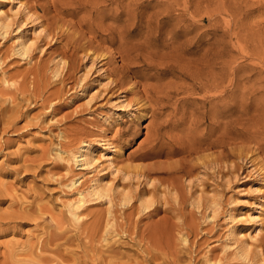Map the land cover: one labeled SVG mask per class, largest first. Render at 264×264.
Returning <instances> with one entry per match:
<instances>
[{"label":"rangeland","instance_id":"1","mask_svg":"<svg viewBox=\"0 0 264 264\" xmlns=\"http://www.w3.org/2000/svg\"><path fill=\"white\" fill-rule=\"evenodd\" d=\"M69 1L0 0V264H32L54 218L79 239L46 264L92 263L107 221L116 264H264V0Z\"/></svg>","mask_w":264,"mask_h":264},{"label":"bare ground","instance_id":"2","mask_svg":"<svg viewBox=\"0 0 264 264\" xmlns=\"http://www.w3.org/2000/svg\"><path fill=\"white\" fill-rule=\"evenodd\" d=\"M94 0H70L68 2V4H66L64 7L60 8V9H98L97 7V4L101 3V2H96L95 4L92 2ZM104 0H102L103 2ZM110 1V0H109ZM0 12H1V8H0ZM140 12V11H139ZM93 14V13H92ZM1 16V15H0ZM2 21V20H1ZM80 22V21H79ZM82 22V21H81ZM84 22V21H83ZM89 22V21H88ZM5 23V22H3ZM1 24L0 23V28L3 29L4 31H6L9 27V23L8 25L7 24ZM81 24V23H80ZM85 25V23H83ZM90 24V23H88ZM90 26V25H89ZM93 28V27H92ZM112 30V29H111ZM110 30V31H111ZM3 31V32H4ZM108 31V30H107ZM118 31V30H117ZM2 32V33H3ZM113 32V31H112ZM109 33V32H108ZM116 33V32H115ZM122 33V32H120ZM120 33L118 34L117 32V36L120 35ZM124 34V33H123ZM108 39H109V35L107 36ZM106 37V38H107ZM112 39H113V36H111ZM120 40H123V38L121 39V36L119 37ZM124 41V40H123ZM123 41H120V42H123ZM26 42V41H25ZM126 42V41H125ZM112 43V42H111ZM124 43V42H123ZM83 44V43H82ZM122 44V43H121ZM20 49H18V52L19 54L21 55H28V53L30 52V46H28L26 43H23L21 42L20 44ZM124 46V45H123ZM128 46V45H127ZM125 47V46H124ZM129 48V47H128ZM126 52V51H125ZM23 56V58H24ZM27 57V56H26ZM63 68V67H62ZM58 70L55 71L54 75H58ZM206 87V86H205ZM218 88H219V85H218ZM219 90V89H218ZM147 93V92H146ZM152 95V94H150ZM155 96V95H154ZM219 96V95H218ZM148 97V95H147ZM146 97V98H147ZM151 97V96H150ZM162 97V96H161ZM152 98V97H151ZM2 99V98H1ZM154 99V98H153ZM152 99V100H153ZM159 99H162V98H158ZM215 99H221V97H215ZM149 100V99H148ZM155 100V99H154ZM223 100V99H221ZM220 100V101H221ZM156 101V100H155ZM164 102V101H163ZM216 102V101H215ZM213 103V102H212ZM218 103V101H217ZM157 104L160 106V108L158 109H163L162 108V103L160 102H156L154 103V101H152V108L154 109V106L156 105L157 107ZM10 105V104H9ZM151 106V104H150ZM151 108V109H152ZM173 109V108H172ZM1 110V109H0ZM168 110V109H167ZM215 111V110H214ZM163 112H167V111H163ZM152 113V112H151ZM169 112H167L168 114ZM226 113V112H225ZM160 114V113H159ZM166 114V113H164ZM163 115V114H161ZM171 115V114H170ZM216 115V114H215ZM164 116V115H163ZM208 116V115H207ZM218 116V115H216ZM220 116V115H219ZM219 120V118H218ZM163 122V121H162ZM162 124V123H161ZM214 125V124H213ZM218 126V125H217ZM220 127V126H219ZM208 128V127H207ZM218 129V127H217ZM211 130V129H210ZM207 131V130H206ZM207 134V133H206ZM211 134V133H209ZM212 135V134H211ZM212 137V136H211ZM216 137V136H215ZM221 138V137H220ZM210 139V138H209ZM209 142H206L209 146L208 149H210L211 146L213 145H217L221 142V140H219V138H217L216 140H208ZM206 146V147H208ZM221 146V145H220ZM214 147V146H213ZM207 149V148H206ZM178 151L176 150H173L171 149L170 151L166 152V155H173L174 153H176ZM64 154V153H63ZM66 154V153H65ZM55 155L57 158H59L60 160H66L67 158H65V156L62 155V152L61 151H56L55 152ZM68 157H70V155H68ZM73 158V161H74V164H75V167L77 168H85L87 166H89L92 162V155H91V152H89L87 149H86V146L84 147H81L80 149H78V151L75 153V154H72L71 156ZM70 157V158H71ZM69 160V159H68ZM67 160V161H68ZM202 164V163H201ZM207 164V162H206ZM178 165V164H177ZM128 168V167H127ZM132 168V167H130ZM170 168V167H168ZM168 170V169H167ZM170 170V169H169ZM172 170V168H171ZM170 170V171H171ZM175 170V169H174ZM178 170V169H177ZM133 171V170H132ZM145 172V171H144ZM174 172V171H173ZM176 172V171H175ZM130 173V172H129ZM131 174H134L136 175H140L142 173H139L138 172H132ZM144 174V173H143ZM126 175V174H125ZM130 175V174H129ZM132 176V175H131ZM141 176V175H140ZM138 176V177H140ZM144 176V175H143ZM78 181V178L76 179H73L70 184L71 187L75 186L76 183ZM98 185H96V187H93L92 190L90 192H78V197H77V203L76 204H79L81 205L85 199V196H96L98 195L99 197H105L106 199L108 198L109 196V189L107 187H105L104 185H101V186H104V187H97ZM76 187V186H75ZM110 188V187H109ZM175 191V190H174ZM136 192V191H135ZM145 192V191H144ZM143 193H140L139 195H135L133 196V194L131 193H122V196H121V199H120V204L124 207L126 205H128L133 199H137L139 200L140 202V205H139V208L141 211H145L146 209L152 207V205L154 204V200L152 199V197H146L145 194ZM177 196V195H176ZM87 198V197H86ZM92 198V197H91ZM94 198V197H93ZM108 201V199H107ZM201 200L200 198H197L195 199V201L193 202V205L196 207V208H199L200 205H201ZM75 204H70L69 205V220L73 221V222H76L79 218V215L77 214L76 210H77V207L74 206ZM154 206V205H153ZM218 206V202L216 200H211V202H209V205L207 206L208 209H213L216 208ZM138 208V210H139ZM155 210V209H154ZM147 211V210H146ZM37 212V211H36ZM110 214V213H109ZM67 217V216H66ZM61 218V217H60ZM65 218V217H64ZM55 220H52V223L46 228V231H45V234L43 236L42 239H38L37 241V244L33 245V246H30L28 248V251L30 253L29 256H31V260L32 261V264H46L48 262H52L54 260H56L55 258H51L49 256H45L44 255V252L46 253H53L54 255H56L55 253H57V256L60 254L62 255V253H64L63 251L64 250H68L69 252V249H66V246L67 245H71L76 239H79V235L78 233L75 232V228L73 227V229L71 227H68V226H65L64 225V222L62 220L59 221V220H56V218H54ZM68 219V218H67ZM112 222H108L104 225V228L101 232V235L99 234V242L100 244H94L93 245V248H91L93 251V255L90 256V252H88L87 254V257L90 256V260L92 261L91 264H116V260L125 256V253L122 252V241L120 240L121 239V236L118 234V233H115L114 235H112L113 233V225L114 223ZM71 224V223H70ZM84 225V224H83ZM83 227V226H82ZM79 229V228H78ZM92 229V228H91ZM83 232V231H82ZM242 231L239 232V234H241ZM122 235V234H121ZM248 236L250 237V239H254V236H251L248 234ZM116 237V238H115ZM83 244V243H82ZM91 245V244H90ZM69 247V246H68ZM73 247V246H72ZM90 248V247H89ZM124 250V249H123ZM83 251V250H82ZM13 252V251H12ZM67 252V251H66ZM70 253V252H69ZM238 253V257H240L242 260H245V261H248L249 258V245L248 244H245L244 247L240 250L237 251ZM13 254H15L13 252ZM148 254V253H147ZM170 255V254H169ZM33 257V258H32ZM11 258V257H10ZM61 258V257H60ZM89 258V257H88ZM36 259V260H35ZM126 259V257H125ZM11 260V259H10ZM21 260V259H20ZM73 260V259H72ZM122 260V259H120ZM26 261V260H24ZM58 263V259L56 260ZM178 261V260H177ZM206 261V260H205ZM208 261V260H207ZM29 262V261H27ZM57 262L53 263V264H58ZM63 262V261H62ZM71 262V261H70ZM73 262V261H72ZM82 262V261H81ZM89 262V261H88ZM88 262H86L84 260V263H81V264H88ZM209 262V261H208ZM26 263V262H25ZM78 263V262H77ZM80 263V262H79ZM89 263V264H90ZM118 263V262H117ZM136 263V262H135ZM134 263V264H135ZM211 263V262H209ZM259 263H262L261 261ZM9 264V263H8ZM121 264V263H120ZM126 264V263H125ZM138 264V263H137ZM160 264V263H159ZM206 264V263H205ZM215 264V262H214Z\"/></svg>","mask_w":264,"mask_h":264}]
</instances>
